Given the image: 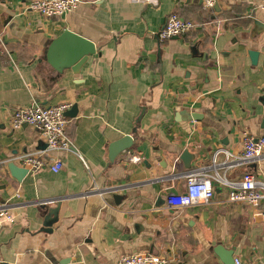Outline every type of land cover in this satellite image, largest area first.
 <instances>
[{
  "label": "crops",
  "instance_id": "obj_1",
  "mask_svg": "<svg viewBox=\"0 0 264 264\" xmlns=\"http://www.w3.org/2000/svg\"><path fill=\"white\" fill-rule=\"evenodd\" d=\"M30 2L0 0V204L15 216L0 220V264H118L146 252L169 264H224L219 247L239 264H264L258 209L230 202L228 186L212 177L217 169L230 181L246 172L264 181V151L223 167L225 150L243 151L244 134L264 136L261 0L210 8L202 0H82L54 18ZM173 12L196 26L162 41ZM65 29L96 46L78 73L47 58ZM34 101L76 107L67 116L73 148L45 154L62 158L60 171H29L20 182L8 163L47 148L31 125H12L13 112ZM128 134L133 146L111 163V143ZM172 192L190 194L192 205L168 208ZM57 205V221L43 230Z\"/></svg>",
  "mask_w": 264,
  "mask_h": 264
},
{
  "label": "built area",
  "instance_id": "obj_2",
  "mask_svg": "<svg viewBox=\"0 0 264 264\" xmlns=\"http://www.w3.org/2000/svg\"><path fill=\"white\" fill-rule=\"evenodd\" d=\"M205 7L210 8L218 0H202ZM82 0H31L29 8L39 12L47 18L59 17L76 9ZM264 10V0L258 5ZM191 20L184 19L180 14L173 12L169 15L165 27L159 32L162 41L175 36H181L195 27ZM71 105L60 103L57 105H44L38 101L32 102L28 106L16 109L12 114V125L17 128L23 124L34 127L42 135L47 143V148L39 153H28L22 155L19 160L21 166L29 171H38L48 167L54 172H58L63 167L62 158H55L52 162L45 159V154L52 152L69 151L73 148V143L67 135L68 119L66 111ZM264 151V136L254 137L249 134L243 136V151L240 155L233 152H226V160L223 162L225 169L233 168L238 162L248 163L260 157ZM214 155L213 165L217 164V155ZM214 180L224 186H228V200L230 202L247 203L258 209V215L264 221V181L258 180L251 172H246L240 179L230 181L225 175L220 174L217 169L212 174ZM15 196H19L16 193ZM193 199L187 193H169L166 197V206L173 209H182L192 205ZM0 220L3 222L15 221V216L10 209V204L4 202L0 204ZM170 257L166 255H156L150 252L132 253L123 255L118 264H169ZM239 264V261L236 260Z\"/></svg>",
  "mask_w": 264,
  "mask_h": 264
},
{
  "label": "water",
  "instance_id": "obj_3",
  "mask_svg": "<svg viewBox=\"0 0 264 264\" xmlns=\"http://www.w3.org/2000/svg\"><path fill=\"white\" fill-rule=\"evenodd\" d=\"M95 52L96 46L91 40L71 31L70 29H65L63 33L50 44L47 50V58L59 71H62L66 67H70L75 73H78L89 55ZM258 55L259 53L257 51H250V56L254 64L258 61ZM75 111L76 107H72L70 110H67L65 114L68 116L71 115V112ZM133 144L134 138L131 134L124 135L120 139L111 143L109 147L110 162L113 163L123 151L131 148ZM180 158L186 162L187 165H191L192 156L188 150L183 151ZM8 167L12 175L20 182L29 173L28 168L20 166L14 161L9 162ZM58 212L59 205L48 211L44 217L43 230L52 229V225L58 219ZM216 253L224 264H236L233 250L226 251L223 247H219L216 249Z\"/></svg>",
  "mask_w": 264,
  "mask_h": 264
}]
</instances>
